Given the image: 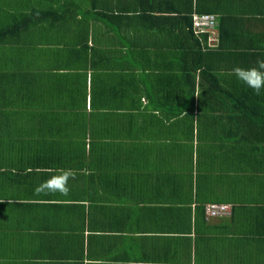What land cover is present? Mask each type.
<instances>
[{"label":"crops","instance_id":"0c3cea01","mask_svg":"<svg viewBox=\"0 0 264 264\" xmlns=\"http://www.w3.org/2000/svg\"><path fill=\"white\" fill-rule=\"evenodd\" d=\"M29 15L0 36V264H264V92L231 72L264 60V0H0ZM194 15L221 25L195 93Z\"/></svg>","mask_w":264,"mask_h":264},{"label":"trees","instance_id":"16d2710c","mask_svg":"<svg viewBox=\"0 0 264 264\" xmlns=\"http://www.w3.org/2000/svg\"><path fill=\"white\" fill-rule=\"evenodd\" d=\"M26 20L27 23H29V21L31 20V16L29 15L26 19L21 18L20 20L15 21L13 24L9 25V26H5L0 28V36L2 35L3 38H6L10 35H12L14 33V30H16L15 28H20L22 26V21ZM191 28H190V32L192 35H194V31H193V16L191 17ZM189 24V23H188ZM220 24L218 27V31H220ZM220 35V32H219ZM195 36V35H194ZM10 39V38H8ZM199 38H197L195 36V44L193 45L192 48H181L179 51H183L181 58L183 57V65H184V69H181V75L183 78H192L191 82L192 85H190L191 89L193 90L192 92L195 93V80L194 77H196L195 74L200 75L202 78L200 80V82L202 83V79L204 82L205 81H209L210 80V69L209 67L206 65V63H204V59H205V52H209V51H214L212 49H209L208 47H206L204 45V43L206 42H202V40H198ZM1 44V43H0ZM180 44L177 43V46H179ZM205 47V49L203 48ZM174 56H175V52L173 53V60H174ZM173 60L169 61V58H165V62H164V67H163V72H171L174 67H173ZM12 70H16V67L13 66ZM202 73H200V72ZM172 73V72H171ZM170 74V73H169ZM173 76L178 77L176 74L172 73ZM205 75V76H203ZM219 81V80H218ZM213 91L216 93V90L220 88L219 83L217 82L215 84V86L213 85ZM3 92L2 90L0 91V98L4 97V95L1 93ZM11 144H8L7 142H3L2 144H0V149L2 151V149L4 148H9L11 147ZM40 146V145H38ZM42 147V146H41ZM5 150V149H4ZM38 150H41L38 148ZM44 159H39L40 162H42ZM26 162V163H23ZM53 160L51 161H45L44 164L42 165H46L48 166L50 163H52ZM56 162V161H55ZM13 164H15L14 161L12 160H5L0 158V184L4 185L6 183V181L8 180V178L11 175V172L13 171ZM21 167L19 169H26L28 167L33 168L36 167L37 165L34 162H30L29 161H21ZM10 180V178H9Z\"/></svg>","mask_w":264,"mask_h":264},{"label":"clouds","instance_id":"9594fccd","mask_svg":"<svg viewBox=\"0 0 264 264\" xmlns=\"http://www.w3.org/2000/svg\"><path fill=\"white\" fill-rule=\"evenodd\" d=\"M194 35L200 40L207 39L209 49L211 48L212 50H215L219 47V31L216 37V42L214 43L211 42V37H209V35L204 34L202 36H197L195 33ZM231 72L238 80L242 81L247 87L252 89L256 95H261L262 92H264V60H258L255 66L247 69L239 66L234 67ZM37 191L39 192L41 189L37 188ZM61 191L66 193L67 189H61Z\"/></svg>","mask_w":264,"mask_h":264},{"label":"built area","instance_id":"2783aa9c","mask_svg":"<svg viewBox=\"0 0 264 264\" xmlns=\"http://www.w3.org/2000/svg\"><path fill=\"white\" fill-rule=\"evenodd\" d=\"M219 20L215 15H194L193 16V31L197 36L204 34L211 37V42H216L218 34ZM230 207L226 205L209 204L207 213L211 216L227 215Z\"/></svg>","mask_w":264,"mask_h":264},{"label":"rangeland","instance_id":"374dc122","mask_svg":"<svg viewBox=\"0 0 264 264\" xmlns=\"http://www.w3.org/2000/svg\"><path fill=\"white\" fill-rule=\"evenodd\" d=\"M30 130H31V129H28V131H26V132L30 133Z\"/></svg>","mask_w":264,"mask_h":264}]
</instances>
